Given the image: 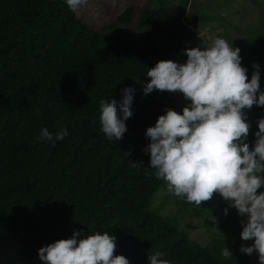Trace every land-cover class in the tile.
Here are the masks:
<instances>
[{
	"label": "trees",
	"instance_id": "16d2710c",
	"mask_svg": "<svg viewBox=\"0 0 264 264\" xmlns=\"http://www.w3.org/2000/svg\"><path fill=\"white\" fill-rule=\"evenodd\" d=\"M194 40L164 4L129 7L99 32L64 0H0V245L19 241L22 264H43L37 250L74 229L113 234L114 255L129 264H148L156 251L170 264H248L239 246L225 257V243L199 244L176 218L150 211L166 182L147 168L144 133L165 108L180 112L182 103L166 91L145 95L140 82L150 79L148 68L174 60ZM253 62L264 90V36L241 60L248 79ZM128 86L135 89L133 115L123 138L108 141L99 101L119 102ZM246 111L251 146L264 106ZM43 127L69 134L54 144L38 140Z\"/></svg>",
	"mask_w": 264,
	"mask_h": 264
},
{
	"label": "clouds",
	"instance_id": "9594fccd",
	"mask_svg": "<svg viewBox=\"0 0 264 264\" xmlns=\"http://www.w3.org/2000/svg\"><path fill=\"white\" fill-rule=\"evenodd\" d=\"M86 2L64 0L72 11ZM182 51L185 62L160 60L148 68L145 76L150 79L140 82L145 95L153 90L179 92L187 101L180 112L165 108L146 128L149 143L142 151L149 155L147 168L166 182L170 193L188 203L200 206L219 194L227 203L224 214L232 208L242 218L241 240H252L240 251L251 255L255 250L258 264H264V117L257 121L250 146L246 111L264 106L260 65L253 62L248 79L240 49L221 37ZM134 91L132 86L123 88L119 102L100 99V130L108 141L121 140L127 131ZM68 134L67 128L53 133L43 127L37 139L54 144ZM115 248L113 234L74 229L71 237L40 247L37 256L43 264H129L125 256L114 255ZM164 255L162 251L147 255L148 264H170ZM222 255L232 254L225 247Z\"/></svg>",
	"mask_w": 264,
	"mask_h": 264
},
{
	"label": "rangeland",
	"instance_id": "374dc122",
	"mask_svg": "<svg viewBox=\"0 0 264 264\" xmlns=\"http://www.w3.org/2000/svg\"><path fill=\"white\" fill-rule=\"evenodd\" d=\"M161 4L166 5L171 14L181 16L191 27L195 40L188 44V48L221 37L229 45L238 47L239 55L246 59L264 36V0H87L75 13L92 29L105 32L127 8L152 9ZM195 17L196 25H192ZM185 60L182 51L173 61L183 63ZM166 92L180 101L182 108L186 105L181 93ZM226 207L227 203L217 193L198 206L187 204L185 199L173 195L165 186L154 195L150 211L163 218H176L181 231L199 244L206 246L214 239L225 243L229 251L236 246H249L252 240H241L239 235L242 218L232 208L225 215L223 210ZM198 213L200 216L196 217L194 214ZM244 255L248 264H258L255 250L251 255ZM20 258L19 241L0 245V264H22Z\"/></svg>",
	"mask_w": 264,
	"mask_h": 264
}]
</instances>
